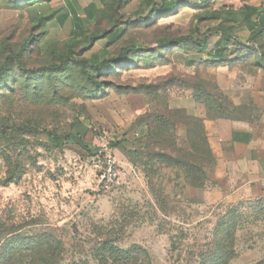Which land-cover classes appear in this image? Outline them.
Masks as SVG:
<instances>
[{
    "label": "rangeland",
    "instance_id": "obj_1",
    "mask_svg": "<svg viewBox=\"0 0 264 264\" xmlns=\"http://www.w3.org/2000/svg\"><path fill=\"white\" fill-rule=\"evenodd\" d=\"M143 1L110 8L100 0H42L29 8L27 0H0V264H48L50 256L35 250L49 243L67 264L90 257L102 239L123 250L143 247L152 264H198L199 253L215 251L219 224L234 207L230 264H264V196H251L231 149L226 162L216 159L205 123L223 114L250 117L249 87L263 85L252 79H264V69L252 59L190 64L170 44L214 27L196 17L207 9L245 1L264 7V0H213L158 16L139 14ZM92 3L102 10L87 28L90 38L126 29L101 54L108 65L97 70L81 62L104 40H81L70 56L71 18L45 24L57 44L29 43L40 33L39 13L73 16V7L89 17ZM76 121L89 125L95 156L35 138L37 131H69ZM109 164L117 173L112 182L105 178ZM219 189L223 199L210 201Z\"/></svg>",
    "mask_w": 264,
    "mask_h": 264
},
{
    "label": "trees",
    "instance_id": "obj_2",
    "mask_svg": "<svg viewBox=\"0 0 264 264\" xmlns=\"http://www.w3.org/2000/svg\"><path fill=\"white\" fill-rule=\"evenodd\" d=\"M242 1L244 2L245 0ZM123 2L124 0H100L101 5L110 8L116 7ZM212 2L213 0H162L161 3H155L153 0H144L139 7L138 13L142 14L149 10L152 13L151 16H158V14H171L180 7L185 6L206 8ZM41 3L42 0H27L26 5L32 8ZM89 8L91 11L89 12L90 18L88 15L86 17L81 16L73 7V16L68 12L64 14L55 12L48 16L39 13L36 17V27L41 28L40 33L37 38L33 37L29 43L36 44L38 47H51L57 44L58 41H55L56 39H50L47 35V31L44 29L45 24L58 18L61 25H64L71 18L72 28L66 42L70 56L73 55L74 46L81 40L89 42L90 45H92V42L104 40L106 42L105 46L99 52L94 51L89 57H82L81 62L97 70L102 66L108 65L109 61L102 59L101 54L107 55L108 46L119 40L126 29L121 25L113 31L106 33L103 37L94 34L90 38L87 33V28L97 19L102 8L96 6L94 3ZM196 17L198 21H214L216 25L208 29L205 33H202L201 29L195 28L189 38L175 40L170 43L184 51L186 56L191 60L190 64H193L199 59L202 63L217 67L237 60L252 59L256 67L264 69V7H256L245 1L239 7L225 5L219 9H207L199 13ZM142 23H146L145 20ZM215 35L218 39L211 46L209 38ZM220 119L233 120L236 118H228L223 114ZM202 120L205 121V119ZM206 120L212 119L207 118ZM89 132V125L84 124L82 121H76L69 131H37L35 138L37 142L56 149L77 145L90 156H95L92 144L87 140ZM237 213L238 209L234 207L232 212L227 213L221 220L219 229H221L222 235H218L221 237L215 244V251L212 253H199L196 256L199 260L198 264H230L235 258L236 253L229 242L237 230ZM260 214L264 218V208L260 210ZM59 245L64 247V243H59ZM54 248H56L55 245L49 243L46 245V248L38 247L35 251L40 252L43 250V253L48 254L50 256L47 260L48 264H65L64 257H57L53 253ZM13 257V253L8 256L10 261L13 260ZM67 264H152V262L150 254L143 247L133 246L128 250H123L117 246L115 241L102 239L97 243L90 257H82L79 255V257H74Z\"/></svg>",
    "mask_w": 264,
    "mask_h": 264
},
{
    "label": "crops",
    "instance_id": "obj_3",
    "mask_svg": "<svg viewBox=\"0 0 264 264\" xmlns=\"http://www.w3.org/2000/svg\"><path fill=\"white\" fill-rule=\"evenodd\" d=\"M263 83L261 87L250 85L247 97L254 113L246 119L206 120L211 146L216 159L220 162L228 160V153L243 164L246 180L250 183V193L253 198L264 196V79H252ZM250 80V82H252ZM242 106V102L237 103ZM222 190L209 194V200L217 202L223 199Z\"/></svg>",
    "mask_w": 264,
    "mask_h": 264
},
{
    "label": "built area",
    "instance_id": "obj_4",
    "mask_svg": "<svg viewBox=\"0 0 264 264\" xmlns=\"http://www.w3.org/2000/svg\"><path fill=\"white\" fill-rule=\"evenodd\" d=\"M116 177H117V173L115 172L113 165L109 164L108 168H107V172H106L105 178L109 182H112V181H114L116 179Z\"/></svg>",
    "mask_w": 264,
    "mask_h": 264
}]
</instances>
